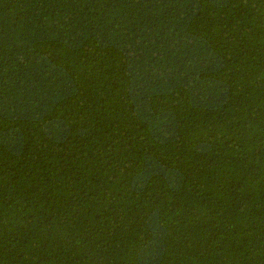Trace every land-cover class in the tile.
<instances>
[{"label":"trees","instance_id":"1","mask_svg":"<svg viewBox=\"0 0 264 264\" xmlns=\"http://www.w3.org/2000/svg\"><path fill=\"white\" fill-rule=\"evenodd\" d=\"M0 264H264V0H0Z\"/></svg>","mask_w":264,"mask_h":264}]
</instances>
